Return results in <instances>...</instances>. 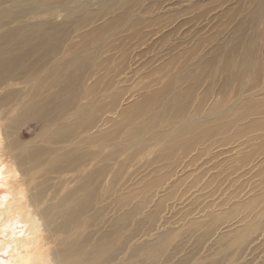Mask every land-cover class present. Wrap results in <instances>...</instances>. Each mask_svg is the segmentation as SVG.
Here are the masks:
<instances>
[{"label":"bare ground","instance_id":"6f19581e","mask_svg":"<svg viewBox=\"0 0 264 264\" xmlns=\"http://www.w3.org/2000/svg\"><path fill=\"white\" fill-rule=\"evenodd\" d=\"M155 4L154 0H0V178L9 187L0 199V255L7 257L0 256V264H255L248 260L247 251L240 249L246 242L242 241L245 234L252 236L256 229L264 232V202L255 194L238 203H232L234 195H229L220 207L215 206L223 210L218 212L209 205L202 217L191 220L187 228L194 235L195 248L191 252L172 243L176 238L173 233L150 239L128 233L127 216L94 230V206L100 205L104 197L103 192L94 190V183L106 174L94 171L96 146L118 138L124 147L158 150L149 164L160 165L149 167L148 173L139 176L137 189H120L124 201L136 196L134 192H158L161 184L174 179L178 173L173 168L177 150L185 154L196 147L208 150L209 139L222 140L230 130L239 138L247 128L235 125L257 114V106L243 103L239 107L240 88L232 89L238 99L227 103L230 86L249 81V72L257 65L253 61L258 50L254 30L243 47L239 45L244 53L239 60L236 58L238 61L232 58L238 53L236 45L223 53L219 70H207L202 75L193 71L188 77L172 78L164 69H172L182 55L170 45L175 30L160 33L159 18L151 17L150 9ZM240 23L241 30L248 22ZM153 35H159L155 46L148 40ZM156 46L165 47L163 52L168 58L164 67L160 62L163 52H155L159 48ZM121 48L125 49L123 53ZM150 53L153 65L144 75L140 72L141 62ZM214 64L211 60L199 66L208 69ZM100 65L111 69H99ZM218 75H222L218 93L223 99L206 112L204 107L214 95L213 90H204L199 99L195 93L201 84L213 83ZM150 76L151 82L145 84L143 80ZM190 78L193 83L180 90ZM139 83L144 87L128 95ZM88 100L91 110H81L83 101ZM108 115H116L121 122L114 123L112 132H103L100 118ZM257 121L250 128H262L263 123ZM122 122L129 132L123 130ZM31 124L36 128L33 141L24 143L19 138L20 129ZM262 142L264 149V139ZM221 144L216 142L218 147ZM133 154L119 167L135 158ZM233 157L224 162L231 168L238 164ZM247 157L242 155L241 167ZM167 160H174V166L166 168L163 163ZM162 165L168 169L164 173ZM41 174L48 177L37 182ZM262 183L260 191H264V179ZM109 185L113 189V183ZM140 208L141 204L136 210ZM240 227L243 236L237 230ZM159 228L155 230L159 232ZM171 244L177 247L169 249Z\"/></svg>","mask_w":264,"mask_h":264},{"label":"rangeland","instance_id":"374dc122","mask_svg":"<svg viewBox=\"0 0 264 264\" xmlns=\"http://www.w3.org/2000/svg\"><path fill=\"white\" fill-rule=\"evenodd\" d=\"M154 1H156V4L150 9L151 17L159 18L158 26L159 29H162L160 33L165 34V33H169V31L175 30V32L169 38L171 43L170 45H175V47H177V49L180 51L179 56L182 55L181 58L178 59V64L175 65L172 69L167 67H165L166 69H164V71L165 72L167 71V73L170 74L172 78L188 77L187 74L193 71H196L195 74L202 75L205 74L207 70L208 72L211 70L212 71L219 70V66L221 65L220 62L222 61L221 57L226 50L228 51L229 49H232L236 45H238L239 49L242 50L243 43L250 36V34L252 33L251 31L254 30V33L256 34L255 45L258 50H256V54L254 55L253 61L257 63V65L255 64L256 66H254L251 69V71L249 70L250 71L249 74L252 75L251 76L252 78L249 79L247 77L246 79L247 80L249 79V81L245 80L242 83L243 85L240 84L236 86L235 83L232 84L230 86V89L232 91L230 95L232 97L230 96V98H228L227 100V103L229 104L236 101L238 97L237 95H234V92L237 90V88H240L242 92H240L241 97L238 99L239 107H243L244 105L243 103L250 104L252 106H257L256 108L257 114L254 113L253 115L249 116L248 118L246 117L244 120H241L240 123L235 125L236 128H240V129L247 128L246 132L244 130L242 131L241 133L242 135H240L241 138L240 137L238 138V136L235 138L234 135L232 136V132L234 131L230 130L228 132L230 134H227L225 136L226 138L222 137V140L220 138L217 139L214 137L209 139L208 143L210 144H207L208 145L207 148H209L208 150H206V147H196L195 149L190 151L189 154H185L181 152L182 150L179 151L177 150L176 153L177 156H175L177 157L176 158L177 161L175 159H174L175 161L172 160L174 161L173 164H176L175 166L171 165L172 163L171 160L170 161L167 160L163 163L168 169L169 167L174 166L173 167L175 169L174 171L178 172L176 177L174 178L175 181L174 179L168 180L167 181L168 183L165 181L163 184H161L162 187L160 185V191L156 192V190L154 189L156 193L154 192V190L151 192V194H142L140 192H134L136 196L128 198L124 201L121 199V196L119 195L120 189L121 191L122 190L126 191L132 188L137 189L139 187L136 184V183L138 184L140 183V180H138L139 176L141 177V175H144L145 171H147L148 173L150 170L149 167L151 168L153 166L155 168L157 167V165H160V164L157 165L149 164L150 161L153 159V157L156 156V152H158V150L155 149V147L143 146L140 147L141 149L140 152L139 150H137L139 149V147L137 148V147L122 146L120 144L121 141L118 138L117 140L114 139V141L106 140L104 143L101 144V147L99 148L98 146L95 147L94 145L95 147L94 171L97 170L106 171V174L100 178L101 180L97 179L96 181L97 183H94V187L95 186L97 187V188L95 187L94 190L97 189V191L104 193V197L101 199L102 201L101 204L100 205L97 204L94 206V230H97L98 228L101 227L106 228L110 224L114 223L115 219L122 216H127L125 221L129 223V226H127L128 233H133L134 235L138 233L142 236L143 239H150L151 238L150 236L155 237L157 234L163 235V234L173 233L176 234V238L172 243L176 242L180 244L184 252H189V251L191 252L195 248L194 235L190 234L187 228L194 219L196 220L199 219V216L202 215L204 210L207 211L205 208H207L209 205L218 207L219 204L220 207V204L226 201L227 198H229L230 196L233 197V195L234 197L231 200L232 203L248 201L252 199L253 194H255L258 198L260 197L259 199L263 200L264 202V191H260L264 179V149L262 148V143H263L262 141L264 139V1L263 0H154ZM255 10L258 11L256 12ZM256 13H258L257 15L259 18H257L256 15V19H255L256 23H255L251 19L253 16H255ZM240 21L242 22L244 21V23L248 22L245 24L246 28L240 30L241 27V25H239ZM99 24H101V21L97 23V25ZM127 26L128 25L124 27L123 29L124 31L127 30L128 28ZM250 27H252V30H250L251 29ZM241 37L243 39H240ZM158 38L159 35H153L150 36L148 40H150L151 43H153V46H155V42L158 43ZM239 45H241L242 47H240ZM156 47L159 48L155 52L160 50H162L160 52H163L164 50L163 48H165L160 46H156ZM239 49L237 51L238 53L235 54L236 57L235 56L232 57L233 59H235V61L237 59L239 60L244 53L243 50L240 51ZM120 51L121 53H123L125 49L121 48ZM107 55H111V54L107 53ZM152 55L153 54L150 53L149 55L143 56L140 72H142L144 75L150 72V67L153 65L152 61H150ZM161 55L162 58L160 62L163 63L162 67H164V64L166 63L168 57L166 56L165 52H163ZM102 56H103L102 58H105L104 54ZM211 60H214L215 63L213 67L207 69V68H201L203 66H199L202 63ZM107 68L108 66L100 65L99 69H104V70L111 69V68L109 69ZM177 70L178 73H175ZM102 72L104 73V71ZM98 76L99 74H97L96 77ZM96 77L94 76V79ZM152 78L153 77L150 76L148 79H144L143 81H145V84L147 82L150 83ZM192 83H193L192 78L187 79V81L184 84H182V86L180 85V90H182L184 87H187L189 84ZM144 85L139 83L137 86L131 87L133 89L130 90L128 95H130L131 93L135 94V91L137 90L139 91L140 87H144ZM221 85H222V75H218L213 83L201 84V86L199 87L200 89H197L198 91L196 90L195 94H197L198 97L197 96L196 97L198 99H199V94L203 93L204 90L206 89L207 90L211 89L214 92V95L210 96L209 100L206 102V105L204 107V110L206 112L214 104H217V102L220 103L222 101L223 99L222 94L218 93L219 87H221ZM232 89H234L235 91ZM253 90L255 93L253 92ZM250 93L253 95H251ZM249 97H251V99ZM197 98L194 97L193 99H197ZM248 99L250 100L248 101ZM90 101L91 100H88L87 102L83 101L84 104L81 106L83 107L81 110H86V111L91 110V106L88 104L90 103ZM194 101H193L194 104L198 103L197 101L196 102ZM255 115L259 119L260 121L259 123L261 122L263 123V124L261 123L263 125L262 128L261 127L256 129L250 128L252 126V123H258L257 121L258 119L254 117ZM108 116H109L108 118L109 121H107L106 119V117ZM108 116H102L100 118L101 120L99 124L103 125L100 129L103 132H112L114 130L113 129L114 123L119 124L121 122L120 121L121 119H119L116 115L114 116L108 115ZM122 124L123 122L121 123V125ZM122 127L123 130H125V132H129V128L126 129L124 124L122 125ZM35 130L36 128L32 124L29 125V127L27 128L23 127L20 129L19 138L24 143L32 142L33 141L32 138L34 137ZM218 141L221 142L219 143ZM117 142L120 145H118ZM216 142L217 145H220L222 143L221 144L222 147L221 146L218 147L216 145ZM237 143L238 145L239 143L241 144L239 148ZM211 144L214 145V146L212 145L213 148L210 146ZM130 153L132 154L134 153L133 156L135 155V158L137 159L132 157L133 160L130 159L129 162L127 161V164H125L126 166L120 168L119 164L124 162L126 160L125 158ZM244 154L248 156L247 157L248 159L246 160V162L243 161V165L245 164V166L241 167L242 165L241 157ZM233 156L237 159H234ZM105 157L108 158L104 159ZM229 157L230 158L233 157L235 161L238 160L237 161L238 164H236V166L234 165L235 166L234 168H231L230 165L225 164L227 163ZM213 160L215 163L213 162ZM188 162L190 164H187ZM219 163L221 166L219 165ZM169 164L171 166H169ZM185 165L187 166L189 165V166L188 167L186 166V169H184ZM232 169L234 171H230ZM163 170L161 171L162 173L167 171L164 166H163ZM41 175H43V177H39L38 180H36L37 182H40L41 180L45 179V177H48V175H44V174ZM146 178L151 179L150 177H146ZM223 181L224 183L225 182L227 183L223 184ZM112 183H113V189L108 188V185ZM101 185L103 187H101ZM105 186L107 189L105 188ZM216 188H218L217 191ZM108 190L111 193H108ZM8 191H9L8 185H5L0 178V199H2L4 195L8 193ZM114 193L117 194L115 195ZM139 204H141V208L139 211H137L136 208L137 205ZM215 209L218 212L223 210V208L220 209L216 207ZM225 209L227 210V208ZM128 213H130L131 215L129 216ZM150 218L152 219L149 220ZM238 226L239 225H237L236 227ZM236 227L234 228V230L236 229ZM158 228L160 229L159 232L156 231ZM242 229L243 228L240 227L237 230L241 232V235L243 236L244 230ZM200 233L201 232L197 234ZM250 235L252 236L245 234L242 241H246V242L244 243L242 242L241 244L242 247H240V249L243 251V253L246 251L249 252V254L246 252L248 260H252L255 264H264V245H263L264 232H261L260 230L256 229ZM198 246L200 245L198 244ZM175 247H177V245L171 244L169 246V249L174 250ZM252 247L254 253L252 252ZM204 250L205 247L203 248V250L200 251V253L204 254L205 252ZM0 256L4 259H7V257L4 255H0Z\"/></svg>","mask_w":264,"mask_h":264}]
</instances>
